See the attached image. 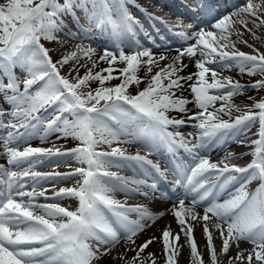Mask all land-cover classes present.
Here are the masks:
<instances>
[{
  "label": "snow or ice",
  "instance_id": "obj_1",
  "mask_svg": "<svg viewBox=\"0 0 264 264\" xmlns=\"http://www.w3.org/2000/svg\"><path fill=\"white\" fill-rule=\"evenodd\" d=\"M127 3L128 0L0 3V97L10 106L9 111L0 110V116L10 117L6 122L0 121V127L5 129L0 135V155L8 165H0V264H99L104 256L111 255L110 246H115L121 236L129 244H135L136 235L146 227L143 221L163 213H153L146 206H127L115 199L114 193H139L147 198L148 191L140 192V188L155 193L158 185L155 181L148 183L147 173H144L146 179L130 180L109 169L150 167L159 172L160 168L139 151L128 154L119 146L124 143H140L149 151L165 143L173 154L180 149L188 153L191 162L187 166L178 163L174 169L178 177L176 185L183 188V193L176 197L171 213L187 238L192 264H204V261L189 221H203L210 264H217L212 229L222 240V254L226 255L233 244L238 248L241 241L252 245L246 257L243 251L237 252L228 264L236 261L264 264V97L253 100L249 96L253 103L243 107L233 102L235 96L243 95L246 90H264V53L255 48L252 54L240 51L237 43L252 45L232 28L235 22L243 23L246 31H251L247 29L249 22L254 27L264 25V19L257 15L259 5L248 3L217 19L210 2L197 0V7L190 10L192 18L195 19L199 9L215 22L208 28L177 22L180 30L173 34L181 45L175 49V55L169 56L168 45L157 43L149 34L146 36L152 48L143 46L135 37L132 41L124 38L139 24L127 11ZM77 10L97 30L110 28L114 45L104 47L98 59L94 58L96 49L76 45V51H67L53 61L42 41L63 44L58 33L76 40L92 39L90 29L80 24ZM245 14L255 19L246 20ZM233 16L240 19L233 21ZM65 18L83 36L71 29L65 32ZM164 39L160 37L161 41ZM154 49L165 51L157 55ZM81 55L92 64L82 76L79 69L86 65L80 63ZM71 61L75 63L70 64ZM99 62H106L108 67L93 72ZM114 64L123 66L116 68ZM189 64L196 71L183 75ZM66 66L68 74L64 75L62 69ZM17 68L24 72L22 88L16 76ZM141 70L143 77L138 75ZM234 70L241 77L259 74L261 78L242 83L223 75ZM113 79H119L120 83L106 85ZM94 81L98 85L92 88L90 82ZM142 82L145 86L140 88ZM132 86L137 89L134 94ZM185 91L191 99L184 95ZM189 104L198 110L190 111ZM234 112L239 114L234 116ZM189 121L196 122L192 125L198 130L194 139L192 133L185 137L178 131ZM257 121L258 139L252 141L253 159L246 166L225 163L239 158L233 153L226 154L219 163L203 154L217 140L234 139L242 143L241 133ZM53 135L57 141L72 139L79 144L62 151L55 146L33 147L28 143L37 137L44 143ZM22 143L27 146L21 149ZM103 145L111 150H98ZM70 159L84 166L65 173L32 170L46 163L67 164ZM75 176L81 177L76 186L54 190L52 196L45 195L46 189L36 191L42 184ZM208 177L215 179L209 181ZM257 179L259 186L247 191L246 186ZM129 183L137 187H128ZM232 184L239 187L228 199L217 202L218 194ZM29 186L31 191L26 190ZM40 197L54 201L74 197L78 206L69 210L59 203H35ZM198 207H203V215L196 211ZM133 213L137 216L135 220L130 219ZM179 236V233L173 235L170 228L162 231L165 264H176L179 249L170 239L178 241ZM155 239L127 249L134 252L130 259L125 258L126 252L119 259L124 264H145L142 253ZM147 259L155 264L152 253H148Z\"/></svg>",
  "mask_w": 264,
  "mask_h": 264
},
{
  "label": "bare ground",
  "instance_id": "obj_2",
  "mask_svg": "<svg viewBox=\"0 0 264 264\" xmlns=\"http://www.w3.org/2000/svg\"><path fill=\"white\" fill-rule=\"evenodd\" d=\"M212 1L213 0H207V2H210V3ZM0 3H5V0H0ZM248 3H251L253 5H259V7L256 9L257 15L261 19H264V0H229L225 6L221 7L216 12V18L218 19L221 16L226 15V14H232L233 12L239 10L240 8L246 7ZM170 7L175 9L172 5H170L169 1H167V0H161V2H158V4H153L150 0H132L126 4L127 10L129 12H131L132 15L135 16V19H137V20L143 19L146 17L149 18V15L147 14V12H149L150 10H153L161 22H164L166 24H169L168 22H170V23L174 24L176 22L175 21L176 19L171 20L170 19L171 15L168 13L169 12L168 9ZM77 11L78 12H76V15L81 16L80 23H83L82 25L84 26L85 29H90L89 35L92 37V39L91 40H87V39L76 40V39L69 38L64 33H58L57 34L58 40L63 41L64 42L63 44H61L59 42L42 41V43L45 44V47L49 49V53H50L53 61L61 58V54H66L67 51H76L77 50L75 47L76 45H81L82 47L90 46V47L96 49V54H94L95 59H98V54L103 53L104 47L111 48L114 45V42L109 43V42H105L104 40H102L104 38L106 39V38L112 37L110 28H107L106 32H103L102 30H97L93 25H91L87 22V20L84 18L81 11H79V10H77ZM166 11H168V12H166ZM80 14H82V15H80ZM244 18L248 21L255 19V17H252L248 14H245ZM232 19H233V21H238L240 18L233 16ZM65 21H66V25H67V27L65 28V32L68 29L72 28L71 30L73 32L77 31V32H79L78 35L83 36V33H81L79 31V29L74 24H72L68 18H65ZM177 22H179V21L177 20ZM214 22L215 21L212 17L206 16V17L202 18L200 20V23L196 26H202V27L208 28ZM257 23H259V20H257ZM136 26L137 25L134 26V31L132 32L134 36H137V34L143 33V31L139 30ZM139 26L142 27V24L139 23ZM161 26H163V25H161ZM142 28L145 30L144 32L146 34L151 33V35H153V32L149 28H145V27H142ZM232 28L234 31H239L240 33H242L241 39L246 40L249 45H252V47H248L243 43H237L236 47L239 50H242L243 52H247L249 54H252L253 48H255V49H258L261 53H264V25H262L260 27H254L253 24L251 22H249L247 24V29H250L251 31H246L243 23L235 22L232 25ZM159 30H158V32L161 33V35L165 34L162 31L163 29L160 28ZM193 30H196V28H194ZM105 33H106V35H105ZM170 38L171 37H169L167 39H170ZM111 39H113V38H111ZM127 40L131 41V39H129L128 36H127ZM232 40L235 42V40H236L235 35L232 36ZM173 42H176V44H181L179 39H177ZM243 45L246 47H244ZM154 52H155V54L158 55L160 51H154ZM166 54L169 56H173L176 54V52H175V50H167ZM185 62L187 63V60H185ZM74 63H75V61L70 62V64H74ZM80 63L86 65L85 67H82L79 69V74L82 76L89 68H92V64L90 61L86 62L82 55L80 56ZM163 63H166V62H163ZM116 66L122 67L123 65L122 64H114V67H116ZM106 67H108L106 62H99L97 64V67L93 69V72L98 71V70L103 69V68H106ZM63 70H64V72L67 71V73H68V67L67 66L64 67ZM16 71H18V70H16ZM195 71H196L195 67L192 64H189V66L185 69L184 73H182V74L187 75L188 73L195 72ZM18 72L24 73L22 70L18 71ZM138 75L140 77H143L144 71L141 70L138 73ZM223 75H226V76L230 75V76L234 77L235 79L240 80V77H238V72L235 70L231 71V72L226 71L223 73ZM241 82H242V80H241ZM184 95L186 97H188L189 99H191L190 93L188 91H185ZM248 97H245L244 99L242 97L241 99H243L244 101H247V102H251L252 100H249ZM237 99H240V97L235 96L233 98V102L236 103ZM218 106H219V102L217 103V107ZM187 107L189 108L190 111H197L198 110L195 108L194 104H189ZM0 110H5V111L10 110L9 104H6L4 102L3 97H0ZM233 115L234 116L237 115L236 112H234ZM8 117H9L8 115L0 116V121L6 122L9 120ZM224 118L227 119L228 117L225 116ZM195 123H196L195 121H189L187 124L181 126L178 129V131L183 133L185 135V137H188V134L190 133L189 130L195 129L192 126ZM258 129H259V123L257 121L248 130L241 133L240 140L243 141L242 143L238 142L234 139L228 140L227 142H224L223 140H217V141H215L214 144H212L213 146H210L207 149V151L203 154L206 155L212 162H217V163H219L221 161V159L223 157H225V155L228 153H233L235 156L240 157V158L245 157V158L253 159L252 151H253L254 146L252 145V141L258 139V136L256 135L258 132ZM4 132H5V129L0 127V135H3ZM245 137H247V139H245ZM191 138L194 139V136ZM64 141L65 140H58L57 141L55 135H53L49 138V140L47 142H44L41 145H37V146H34L33 144H31V146H33V147H46L47 148V147H52V146H56V145L60 146L61 144H63ZM66 141L67 142H73L72 139H66ZM130 144L131 143H124V144H121L119 146L124 148L128 154L132 153L134 155L138 152V150L136 148H133ZM72 145L73 144H71V147L68 145H64V146L62 145L63 147L60 146V147H56V148H60L63 151L65 149L75 147V145L74 146H72ZM113 145L117 146L116 144H113ZM25 146H27V145H21L20 148L22 149ZM103 146H107V145H103ZM213 154H215V155H213ZM241 154H243V155H241ZM227 161H233V159H229ZM227 161H225V162H227ZM0 165H4L5 167L8 166L7 160L3 155H0ZM82 166H84V165H81L79 162H76L74 159H70V160H68L67 164L60 163L59 165H54L52 163H46L42 166H38L39 168H34L32 170L40 172V173H49V172H53V171L65 173V172H69V171H71L77 167H82ZM117 168L123 169L124 171H128V170L135 171V172L138 171L137 168L133 169L131 167H115V166L111 167L109 170H116ZM15 170L19 171V170H22V168L21 169H15ZM117 174L122 175V172H121V174L120 173H117ZM80 180H81V177L75 176V177H72L70 179L57 181V182L52 183V184H42L45 186L41 185V186L37 187L36 191L39 192L41 190L46 189L47 191L45 192V195L46 196H52L54 190L58 191L61 188L74 187L77 185V182ZM257 181H259V180L257 179ZM258 186H259V183L256 186L254 185L253 187L249 186V184H248L246 186V189H247V191L252 192ZM230 187L232 188L231 191H227V192L223 193L222 195L218 194V196L216 197L217 202H223L225 199H228L229 195L231 193H233L235 191V189L239 187V185L238 184L230 185ZM26 189H29V191L32 190V188L30 186L27 187ZM140 189H141L140 191H142L144 188L141 187ZM182 193H183V190H181L180 193L179 192L173 193L172 196H170L169 198L164 199V198H162V196H159L161 198H157L158 200H155V199L151 198L150 196L145 198L143 195H141L139 193L126 195L124 192L116 191L114 193L115 199L121 201L122 203H125L127 206H134V205L146 206L149 209V211H151L153 213H163V215H155L152 220L143 221L146 224V227L143 231L139 232L136 235L135 244H129L126 241V239L123 236H121L119 241L115 244V246H110L111 247V255L110 256H104L99 261V264H124L123 260L119 259L120 255H122L126 252L127 254H126L125 258L130 259L134 255V252L133 251H127V249H129V248L135 249L137 246L142 244L144 241L149 240L153 237H155L156 239L150 244V246L146 249V251L144 253H142V257L145 259V264H152V260L147 259L148 253L153 254L155 264H165L163 242L161 239L162 231L165 228H170L173 235H175L177 233L180 234L178 241H171V239H170V243L173 244L174 246L178 247V249H179V255L175 258L176 264H192V258H191V254H190V246L187 243V238L180 231V226L177 224L174 216L171 213V206L177 202L176 197L181 195ZM50 201H53L51 203H59V204H61V206L69 208V210H74L78 206V200L74 197H68V198H63L60 200H55V201L50 200ZM188 202L189 201H186V203H188ZM35 203L41 204L40 202H37V201H35ZM196 211L199 212L201 215H203V207H198L196 209ZM130 219H133V218H131V216H130ZM189 223H191L193 225V238L197 244L198 252L203 257L204 264H210V254H209V251L206 247L207 239H206V237L204 235V231H203V221H201L200 223H195V222L189 221ZM211 231L213 233V243H214V246H215L216 251H217V264H228L229 258H235L237 252H240V251H243V254L246 257L247 256V250L246 249L252 248V245L250 243L245 242V241H241L239 243L238 248L235 246V244H233L230 248V251L226 255L222 254L221 253L222 240L220 239L219 234L214 229H212ZM235 264H241V262L236 261ZM244 264H246V261L244 262ZM254 264H255V261H254Z\"/></svg>",
  "mask_w": 264,
  "mask_h": 264
},
{
  "label": "rangeland",
  "instance_id": "obj_3",
  "mask_svg": "<svg viewBox=\"0 0 264 264\" xmlns=\"http://www.w3.org/2000/svg\"><path fill=\"white\" fill-rule=\"evenodd\" d=\"M244 46V45H243ZM244 47H246V46H244ZM247 49V48H246ZM240 51H242V50H240ZM245 53H247V52H245ZM116 68H119L118 66H116ZM62 74H64V75H67L68 73H67V71L66 72H64V70L62 69ZM105 75H107V73H104ZM113 75H118V73H113ZM238 77H240V80H242V83H250V82H252V81H254V80H256V79H260L261 78V76L259 75V74H257V75H255V76H248V75H245V76H243V77H241V76H239V74H238ZM20 79V78H19ZM21 79H24V78H21ZM118 83H120V80L119 79H113V80H111L110 81V83L109 82H106V85H108V86H113V85H115V84H118ZM98 85V82L97 81H94V82H90V86L92 87V88H95L96 86ZM145 86V84L142 82L141 84H140V88H143ZM21 87H22V81H21ZM136 87L135 86H132L131 87V91H132V93L134 94L135 92H136ZM238 97H240V99H237V102L235 103V104H237V105H241L242 107H243V105H245V104H252L253 103V100H259L261 97H264V90H261V91H259V92H257V91H255V90H246L245 91V93L243 94V95H237ZM248 96H251V97H253V100L251 101V102H247V101H244L243 99L245 98V97H248ZM243 97V99H241ZM244 111H247V109H243ZM237 115L239 114V113H236ZM42 131V130H41ZM29 144H33L34 146H37V145H41L42 144V142H41V140L40 139H38V137L37 138H35V139H32V140H30L29 142H28ZM71 144H73L72 146H77L78 144H79V141H76V140H73V142H67L66 140L63 142V144H61L60 146H64V145H68V146H70L71 147ZM21 145H23V143L22 144H20L19 146H21ZM59 145H56L55 147H60ZM62 146V147H63ZM115 145H113V147H114ZM53 147V146H52ZM107 148V149H109V150H111L108 146H101L100 148H98V150L99 149H101V148ZM245 249V248H244ZM246 250H250V249H246Z\"/></svg>",
  "mask_w": 264,
  "mask_h": 264
}]
</instances>
